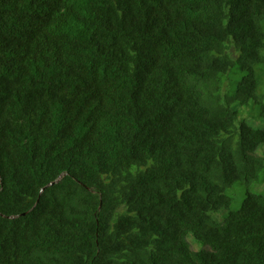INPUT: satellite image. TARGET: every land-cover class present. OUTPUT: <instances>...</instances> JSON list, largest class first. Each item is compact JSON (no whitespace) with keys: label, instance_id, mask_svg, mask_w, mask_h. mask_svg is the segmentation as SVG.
Here are the masks:
<instances>
[{"label":"trees","instance_id":"obj_1","mask_svg":"<svg viewBox=\"0 0 264 264\" xmlns=\"http://www.w3.org/2000/svg\"><path fill=\"white\" fill-rule=\"evenodd\" d=\"M262 171L264 0H0V264H264Z\"/></svg>","mask_w":264,"mask_h":264},{"label":"rangeland","instance_id":"obj_2","mask_svg":"<svg viewBox=\"0 0 264 264\" xmlns=\"http://www.w3.org/2000/svg\"><path fill=\"white\" fill-rule=\"evenodd\" d=\"M232 74L233 71L227 75H224L223 91H232L235 80H238L241 77V73H238L237 75ZM236 109L238 112V119L245 120L252 126L259 127L262 125L257 107L253 105L252 102H249L246 106L236 105ZM246 189L253 193L264 194V171L260 173L259 181L252 182L248 185L237 181L227 190V194L232 198L229 209L235 210L240 207L241 202L244 199ZM226 210L227 209H221L216 213V217L219 221L222 220ZM187 239L192 249L197 250L202 247V244L195 241L192 236H188Z\"/></svg>","mask_w":264,"mask_h":264}]
</instances>
